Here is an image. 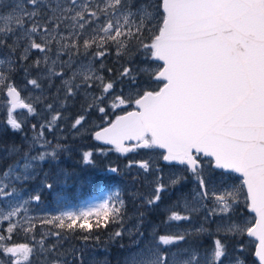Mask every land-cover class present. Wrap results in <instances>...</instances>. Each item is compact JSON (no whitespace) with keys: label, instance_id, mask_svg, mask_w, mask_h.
Segmentation results:
<instances>
[{"label":"snow or ice","instance_id":"obj_1","mask_svg":"<svg viewBox=\"0 0 264 264\" xmlns=\"http://www.w3.org/2000/svg\"><path fill=\"white\" fill-rule=\"evenodd\" d=\"M110 54L120 65L111 79L104 75L114 71L105 63ZM5 90L10 107L3 126L22 142L0 146V163L10 161L0 172V222H8L0 264H110L86 247L69 251L65 233L93 214L97 228L101 216L105 228L123 224L126 205L118 192L115 204L109 194L50 218L29 216L28 205L41 194L24 195L43 165L65 150L46 132L63 134L60 122L78 99L82 113L71 120L73 133L92 111L106 116L105 104L134 105L94 139L111 146L101 154L145 150L148 156L126 165L139 170L130 178L149 191L134 196L143 209L136 222L110 237V243L129 240L119 244L117 264H264V0H0V94ZM22 90L33 93L32 102L21 98ZM41 115L43 122H33ZM92 156L84 152L83 163L92 164ZM161 161L170 166L167 179ZM57 179L44 173L38 186L62 203ZM161 205L165 220L145 227ZM17 230L31 245L5 243ZM79 239L99 244L100 237Z\"/></svg>","mask_w":264,"mask_h":264},{"label":"rangeland","instance_id":"obj_2","mask_svg":"<svg viewBox=\"0 0 264 264\" xmlns=\"http://www.w3.org/2000/svg\"><path fill=\"white\" fill-rule=\"evenodd\" d=\"M22 76H17L16 81L20 80L22 81ZM21 83V82H16ZM20 88H23V85H19ZM28 89H31V86H28ZM125 94H127V87L125 88ZM117 94L120 93L119 90H115ZM33 95L32 92L29 90H22L21 96L22 99L25 100V102H32L30 97ZM82 102V101H81ZM106 107V116H102L98 111H92L91 113L87 114V120L85 122L84 127L80 130L78 133H73L71 130V120L73 118V114L71 112V109H69L67 115L68 120L61 121L60 126L64 129L63 134L61 135L58 131L56 133H48L46 132V136L49 139H53L55 142V137H59V142L62 143L65 146V150L62 151L58 158L55 161H51L48 163H45L43 165L42 169V175L40 178L37 179L34 183H29L26 185L27 192L24 194L27 196L29 193H32L33 190H35L36 194H41L47 190H44L40 188L38 185L43 180V174L46 173L49 176V179H52L53 177H57V189L56 192L59 193L60 190L63 189L64 182L66 179L70 176L73 179L72 175L78 174L79 176H82L84 178H88L91 176H95L98 169L95 167L96 165L92 164H84L82 160V156L84 152L91 151L93 153L92 160L94 162V159L96 158L97 162L104 163L107 160L108 153H111L110 156L115 155L116 161L115 163L118 164L119 172L115 173L114 175L117 176V178L120 179L119 186L117 188H114L113 190L106 191L101 190L87 199H85L83 202L76 206H69L64 205L58 200V197L56 193L48 192L47 197H49V201H44V199H41V201L37 204L35 202H31L28 205V215L32 217H40V218H50L52 215H59L63 211H79L81 208H87L90 204L99 202L102 197H106L107 195L113 196V204L116 203V193H119L120 199H123L125 201L126 205V215L124 216L126 224H128V227L135 223V214L138 210L142 211V208H138L139 200L134 198L135 195H142L149 191L147 186L140 187L139 184L134 182L130 177L131 175H134L138 169L135 167L132 169H128L126 167L127 163L129 161H137L142 159H147L148 156L145 154V151H139L138 156H131L127 155L122 157L115 151L106 152V154H101L99 149L104 147V149L110 148L109 146H103L95 143L94 139V133L95 131H100L104 127L109 126V123L114 121L118 115H124L127 113V111H133L135 110L134 105H127L126 107H120L115 110H112L111 108H108V105H104ZM10 107V104L8 103L7 97H6V90L3 94H0V132L6 130V128L3 126L5 123V113L7 108ZM79 111H82L80 108ZM26 111H20L17 112V114L23 115ZM82 113V112H81ZM2 115V116H1ZM115 118V119H114ZM33 122H43V116H38ZM86 129V130H85ZM25 131L28 133L29 136H31L33 133L31 131V125L29 124ZM70 140V141H69ZM66 145H70L69 147H66ZM135 154V153H134ZM118 159V160H117ZM160 165L162 167L163 175L165 176V179H167L171 169L170 166L164 165L162 161L160 162ZM207 166V165H206ZM113 166V162L111 164H108L107 166L103 167V170H100L101 174H113L108 171V169ZM233 177L234 182H238L240 180L239 177H237L235 174H231ZM120 176V177H119ZM192 179L191 176L188 178V183L185 186V191H187L192 186ZM144 189V190H143ZM170 199H175V194L173 193L171 197L168 195L164 196V204L169 203ZM163 205H161L162 207ZM130 207V208H129ZM161 210V208H160ZM156 211V210H155ZM153 211V212H155ZM162 215L164 216L161 219L165 220L164 211L161 210ZM129 212V213H128ZM152 212V213H153ZM245 215H249L247 211L245 210ZM253 215V214H251ZM96 217L94 214L90 216L88 219ZM132 219H129V218ZM16 220L22 219V217L14 218ZM133 220V221H132ZM83 221V220H81ZM81 221H77V223H80ZM124 222V219H123ZM125 223V222H124ZM151 223L149 220L145 222V227L148 226V224ZM183 223V222H180ZM156 225V224H154ZM8 227V222H0V234L7 235L6 229ZM49 227V226H44ZM42 231L41 225L37 222L35 234L37 238L39 237L40 232ZM165 229L161 226L159 227V233H164ZM17 235L16 238L14 236ZM207 241V240H206ZM204 241L205 244L210 243L209 241ZM129 242L127 235L124 236V243L123 240L118 239L113 245H110L108 242L105 244L99 243H90V245H87L88 249L90 250L92 255H95L99 258L108 257L112 253H121L122 250L119 247L120 243H123L127 245ZM5 243L8 246H13L20 243H29L31 245L32 241L30 236H26L23 232L17 230L14 231L12 234V239L9 241H5ZM68 250L70 251L73 247L70 245H66ZM79 247V246H78ZM104 249H107V251H104ZM6 259V257H4ZM22 264H26V262L22 261ZM33 264H36L35 261H33ZM88 264H91V261L88 262ZM117 264V263H113Z\"/></svg>","mask_w":264,"mask_h":264},{"label":"trees","instance_id":"obj_3","mask_svg":"<svg viewBox=\"0 0 264 264\" xmlns=\"http://www.w3.org/2000/svg\"><path fill=\"white\" fill-rule=\"evenodd\" d=\"M106 67L112 68L114 71L110 75L107 71L104 72V75L106 78H115L117 71L120 68V65L116 63V57L114 54H110L106 60ZM139 63V61H137ZM16 82H21L20 80H17ZM17 85H22V83H17ZM127 86H125L126 88ZM120 86H117L115 90H119ZM81 100L78 99L74 105L70 107L71 112L73 114V118L77 115L81 114L82 111H79L81 108ZM2 116V115H1ZM115 119V118H114ZM60 141V140H59ZM22 142V135L19 133H12L10 130L6 129L4 131L0 132V146L16 143L19 144ZM104 148V147H102ZM111 153H108L107 160L104 163L97 162L96 158L94 159L95 167L98 169L95 176H91L88 178H84L82 176H79L78 174L72 175L73 179L69 176L66 181L64 182L63 189L59 191V193L62 195L63 198V204L69 205V206H76L83 202L85 199L90 197L91 195L97 193L101 190L110 191L114 188H117L119 186L120 179L117 178L114 174H101L100 170H103L104 166H107L108 164H111L113 162L114 167H118V164L115 163L116 161L115 155L110 156ZM0 155H2V152H0ZM118 160V159H117ZM10 163L8 160H4L2 163H0V172L4 170V167L7 166ZM100 193V192H99ZM48 191H45L41 193V199H44V201H49V197H47ZM113 203V201H112ZM130 208V207H129ZM164 206L161 207V210H163ZM160 209L156 210L153 213L148 214L147 221L149 220L151 224L161 225V222L163 221L161 217L163 218V215L161 213ZM160 213V214H159ZM157 218V219H156ZM97 217L88 219L87 221H81L80 223H87L91 225V229L89 230H83L79 228V224L77 223V226L75 227V231L73 233H65V235L69 236V243L70 246H76V247H87V245H90V243H96L95 240H90L87 243H85L83 240L79 239V237H82L84 235H92V236H99L100 240L99 243L105 244L108 242L110 245H113L114 243H110V237L112 234L120 229L121 227L127 228L128 224H126L125 218L123 224L121 223H108L107 228L103 227V225L106 223V220L103 216L99 218L101 227H96V221ZM17 235L14 236L16 238ZM120 240H123L124 243V236L120 238ZM121 253H112L110 254V264L117 263L119 260Z\"/></svg>","mask_w":264,"mask_h":264},{"label":"flooded vegetation","instance_id":"obj_4","mask_svg":"<svg viewBox=\"0 0 264 264\" xmlns=\"http://www.w3.org/2000/svg\"><path fill=\"white\" fill-rule=\"evenodd\" d=\"M140 151H145V150H140ZM139 152V151H138ZM138 152H132V153H128L129 155H131V156H133V157H135V156H138ZM135 153V154H134ZM127 154V155H128ZM128 155V156H129Z\"/></svg>","mask_w":264,"mask_h":264},{"label":"water","instance_id":"obj_5","mask_svg":"<svg viewBox=\"0 0 264 264\" xmlns=\"http://www.w3.org/2000/svg\"><path fill=\"white\" fill-rule=\"evenodd\" d=\"M20 111H26V110H21V109H17V112H20ZM96 141V140H95ZM97 143H100V144H103L102 142L100 141H96ZM104 145V144H103ZM110 146V145H108ZM235 174V173H234ZM238 177H239V174H236ZM254 215V214H253Z\"/></svg>","mask_w":264,"mask_h":264},{"label":"bare ground","instance_id":"obj_6","mask_svg":"<svg viewBox=\"0 0 264 264\" xmlns=\"http://www.w3.org/2000/svg\"><path fill=\"white\" fill-rule=\"evenodd\" d=\"M22 98V96H21ZM70 141V140H69ZM70 145H66V147H69ZM163 163V162H162ZM102 171V170H101ZM120 177V176H119ZM142 188V187H141ZM144 190V189H143ZM161 211V210H160ZM129 213V212H128ZM160 214V213H159ZM164 217V216H163ZM157 219V218H156ZM133 221V220H132ZM207 242V241H206Z\"/></svg>","mask_w":264,"mask_h":264}]
</instances>
